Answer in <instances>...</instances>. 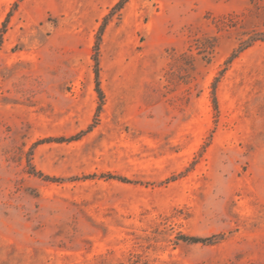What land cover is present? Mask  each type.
Here are the masks:
<instances>
[{"label": "rangeland", "instance_id": "1", "mask_svg": "<svg viewBox=\"0 0 264 264\" xmlns=\"http://www.w3.org/2000/svg\"><path fill=\"white\" fill-rule=\"evenodd\" d=\"M117 1L0 0V264H264V0Z\"/></svg>", "mask_w": 264, "mask_h": 264}, {"label": "trees", "instance_id": "2", "mask_svg": "<svg viewBox=\"0 0 264 264\" xmlns=\"http://www.w3.org/2000/svg\"><path fill=\"white\" fill-rule=\"evenodd\" d=\"M126 1L127 0H118L117 3H115L113 8L114 9L121 8L122 5ZM8 15L9 14H7V17H8ZM6 19H5V21H6ZM4 23L5 22H3V26H4ZM0 38H1V34H0ZM95 50H96L95 52L97 53V43L95 45ZM95 64H97L96 57H95ZM95 82H96V90H97V93L99 95V100L101 102V100H102V92H101V89H100L99 83H98V72H97V69H95ZM212 102H213L214 110L217 112L218 111V106H217V99H216V96H215V93H214V89H213V94H212ZM98 107H100V104H99ZM30 173H32L34 175H37L38 177H41L42 179L47 180V181H59V180H61V178H59V177L50 176V175L44 174L43 172H41L39 170H35V169H32V171H30ZM106 176L108 178H116V179L121 180V181H128V179H126L125 177L119 176V175H109L108 174ZM181 238L183 240H188V241H191V242L202 241V239H200V237H197V236L181 235Z\"/></svg>", "mask_w": 264, "mask_h": 264}]
</instances>
